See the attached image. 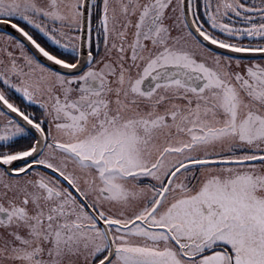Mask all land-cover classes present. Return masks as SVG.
<instances>
[{"label": "snow or ice", "instance_id": "6c2138e0", "mask_svg": "<svg viewBox=\"0 0 264 264\" xmlns=\"http://www.w3.org/2000/svg\"><path fill=\"white\" fill-rule=\"evenodd\" d=\"M200 8L0 0V264H264V0Z\"/></svg>", "mask_w": 264, "mask_h": 264}, {"label": "water", "instance_id": "95a60500", "mask_svg": "<svg viewBox=\"0 0 264 264\" xmlns=\"http://www.w3.org/2000/svg\"><path fill=\"white\" fill-rule=\"evenodd\" d=\"M9 31H12V32H14V30H12V29H8ZM213 48H215V46H212ZM219 51H221V52H224V51H226V50H219ZM41 59L43 60L44 58L43 57H41ZM49 64H51V62H48ZM57 68H58V66H56Z\"/></svg>", "mask_w": 264, "mask_h": 264}, {"label": "flooded vegetation", "instance_id": "af4514ba", "mask_svg": "<svg viewBox=\"0 0 264 264\" xmlns=\"http://www.w3.org/2000/svg\"><path fill=\"white\" fill-rule=\"evenodd\" d=\"M199 3H200V5H201V8H200V10L202 11V10H203V8H202V5H203V0H199ZM22 26H23V25H22ZM49 50H53V49L49 48Z\"/></svg>", "mask_w": 264, "mask_h": 264}, {"label": "trees", "instance_id": "16d2710c", "mask_svg": "<svg viewBox=\"0 0 264 264\" xmlns=\"http://www.w3.org/2000/svg\"><path fill=\"white\" fill-rule=\"evenodd\" d=\"M244 42H245V43H247L248 41H247V40H245Z\"/></svg>", "mask_w": 264, "mask_h": 264}]
</instances>
